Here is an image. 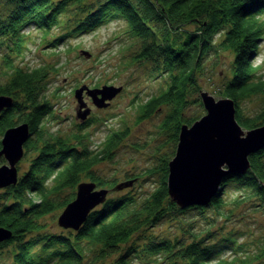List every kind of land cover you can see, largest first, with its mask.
Segmentation results:
<instances>
[{
    "label": "trees",
    "instance_id": "obj_1",
    "mask_svg": "<svg viewBox=\"0 0 264 264\" xmlns=\"http://www.w3.org/2000/svg\"><path fill=\"white\" fill-rule=\"evenodd\" d=\"M85 1L0 0V46L9 47L10 54L6 55L5 63L11 70L7 73L11 74L9 82L0 86V96H11L15 100L11 108L0 113V137L10 128L28 123L31 137L25 145V153L31 150L38 152L16 185L0 189V226L13 232L12 238L2 242L0 247L18 242L12 264H48L49 261L54 264H83V242L100 246L104 256L115 253L136 233L158 223L167 213L166 204L179 213L215 209L217 216L223 217L225 188L231 183L244 187L250 196L260 200L264 208L262 149L250 157L251 169L245 175H231L224 179L218 196L207 206L181 209L171 202L167 163L158 189L149 198L151 203H140L128 195L108 198L90 213L82 228L74 234L70 232L68 237L46 234L25 241L26 235L41 231L40 220L43 217L66 207L75 199L76 195L68 199H60L58 195L68 187L78 186L83 175L96 183L97 189L116 191L119 184L102 180L93 168L114 160L116 148L127 132L109 134L99 150L69 144V139L46 138L44 132L53 106L41 95L40 82L47 78L49 71L44 67L29 70L14 66L15 57H19L25 48L26 29L34 26L49 33L63 14L78 5L82 9ZM95 3L79 21L76 34L123 20L129 26L130 35L143 42L138 58L161 59V63L158 62L160 73L167 76V88L140 106L139 120L150 118L163 106H172L163 127H171L174 139L179 141L181 127L196 121L183 118V113L190 103L188 97L200 91L197 72L211 53L229 51L233 56V70L219 94L234 100L237 120L245 130L264 125V105L254 118L244 117L240 107V103L251 96L264 95V80L259 77L260 68L255 65V57L264 40V0H96ZM191 25L193 30L188 29ZM65 37L57 38L54 46ZM21 97L24 100L21 101ZM49 181L53 185H49ZM189 229L191 242L185 241L178 246L169 241L152 244L146 249L147 254L163 253L165 258H174L183 264H229L219 259L221 251L212 244L210 233L202 236L204 232L196 233ZM41 243L42 254H38L36 248ZM243 247L241 245L239 249L243 251ZM133 253L134 250H130L120 256L116 264H128ZM261 258L264 259V250L256 259Z\"/></svg>",
    "mask_w": 264,
    "mask_h": 264
},
{
    "label": "rangeland",
    "instance_id": "obj_2",
    "mask_svg": "<svg viewBox=\"0 0 264 264\" xmlns=\"http://www.w3.org/2000/svg\"><path fill=\"white\" fill-rule=\"evenodd\" d=\"M95 1L86 0L82 9L80 5L72 7L59 18L58 25L49 33L34 26L26 29L25 48L19 57H15L14 66L29 70L44 67L49 71L47 78L40 82L41 95L53 106L51 119L44 132L46 138L69 139V144L99 150L109 134L127 132L116 148L114 160L100 163L93 171L110 183L136 178L132 187L111 191L108 198L128 195L134 196L140 203L149 204V198L156 192L165 175L163 167L176 154L178 141L174 139L171 127H163L172 106H163L150 118L142 121L139 120L140 106L167 88V76L160 73L158 62L161 59L156 62L138 58L143 42L130 35L129 26L123 20H115L94 30L76 34L75 28L79 21L96 5ZM188 29L193 30L194 26L191 25ZM62 36H66L65 39L54 46L56 39ZM220 40L221 37L218 38V43ZM1 46L0 86H3L9 82L11 74L7 73L11 70L5 63L6 55L10 54L9 47ZM83 50L89 51L92 57L82 55ZM255 65L260 68L259 77L264 80V40L255 57ZM232 70L231 52L211 53L196 74L200 91L188 97L190 103L183 118L198 121L206 115L201 93L208 92L217 100L222 99L219 92L229 81ZM85 85L89 89L105 85L122 86L123 91L113 99L109 107L103 109H98L85 97L92 113L86 122H82L77 118L78 102L75 93ZM84 95L87 96L86 92ZM20 99L24 100L23 97ZM263 105V94H256L240 103L246 118L256 117ZM1 139L2 136L0 141ZM37 155L38 152L33 150L25 153L18 164L19 177L26 174ZM3 160H0V166L4 161L6 163ZM89 180L84 175L81 177L82 182ZM48 184L53 185V182L49 181ZM76 192L77 186L68 187L60 192L58 198L68 199L75 196ZM248 193L237 183L228 185L225 188L226 209L223 217L217 216L215 209H207L205 212L193 209L187 213H179L166 204L167 213L158 223L136 233L115 253L104 256L100 246L83 242V264H116L118 258L130 250H134V253L128 258V264H183L176 262L174 258H165L163 253L147 254L146 249L164 241L176 246L185 241L191 242L189 228L196 233L204 232L202 236L210 233L212 244L221 251L219 259L226 260L229 264H264V259H256L264 250V208L259 199ZM176 206L180 208L177 204ZM64 209L65 207L43 217L40 220L43 226L41 231L26 235L25 241L46 234L65 237L70 232L74 234L76 231L64 229L58 223ZM42 245L43 243L36 248L38 254H42ZM241 245H244L243 251L239 249ZM17 246L18 242H14L0 247V264L13 263ZM48 264L54 262L49 261Z\"/></svg>",
    "mask_w": 264,
    "mask_h": 264
},
{
    "label": "water",
    "instance_id": "obj_3",
    "mask_svg": "<svg viewBox=\"0 0 264 264\" xmlns=\"http://www.w3.org/2000/svg\"><path fill=\"white\" fill-rule=\"evenodd\" d=\"M81 54L92 57L86 50ZM122 90V86L115 85L92 89L85 85L77 89V118L85 122L92 112L85 100V92L97 108L103 109L109 107ZM201 99L207 114L194 124L181 127L177 151L169 163L168 193L171 202L182 209L209 205L218 196L224 179L231 175H245L251 169L250 157L264 149V125L245 130L237 120L233 99L217 100L208 92H202ZM13 105V97L0 96V113ZM30 136L28 123L19 124L4 133L0 158L4 157L7 163L0 167V189L18 183L17 166L24 157ZM135 181L119 183L115 190L132 187ZM109 192L108 189H97L96 183L91 181L80 183L75 199L59 216V225L79 231L90 213L106 202ZM12 236L11 230L0 226V244Z\"/></svg>",
    "mask_w": 264,
    "mask_h": 264
},
{
    "label": "bare ground",
    "instance_id": "obj_4",
    "mask_svg": "<svg viewBox=\"0 0 264 264\" xmlns=\"http://www.w3.org/2000/svg\"><path fill=\"white\" fill-rule=\"evenodd\" d=\"M55 44V43H54Z\"/></svg>",
    "mask_w": 264,
    "mask_h": 264
}]
</instances>
